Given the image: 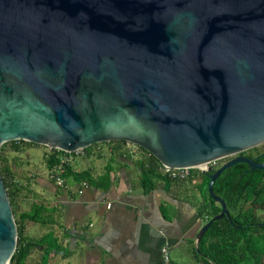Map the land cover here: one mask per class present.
Listing matches in <instances>:
<instances>
[{
	"label": "water",
	"instance_id": "obj_1",
	"mask_svg": "<svg viewBox=\"0 0 264 264\" xmlns=\"http://www.w3.org/2000/svg\"><path fill=\"white\" fill-rule=\"evenodd\" d=\"M14 141L68 154L125 142L209 174L221 211L199 252L230 219L221 173L264 169L240 155L264 144V0H0V148ZM16 244L0 174V264Z\"/></svg>",
	"mask_w": 264,
	"mask_h": 264
},
{
	"label": "crops",
	"instance_id": "obj_2",
	"mask_svg": "<svg viewBox=\"0 0 264 264\" xmlns=\"http://www.w3.org/2000/svg\"><path fill=\"white\" fill-rule=\"evenodd\" d=\"M129 151L125 146L119 153H108L109 161L113 157L103 169V173L107 166L111 169L108 190L64 181L55 191L56 206L51 208L62 222L61 234L55 237L68 252L50 255L48 264H70L79 247L83 253L76 256V264H207L194 255L197 232L206 223L197 213L203 203L198 190L201 176L190 172L179 182L182 185H172L168 192L158 181L145 192L137 165L141 158ZM103 173L92 171L95 178ZM69 233L79 236L74 250L68 248ZM165 244L168 260L161 253Z\"/></svg>",
	"mask_w": 264,
	"mask_h": 264
},
{
	"label": "trees",
	"instance_id": "obj_3",
	"mask_svg": "<svg viewBox=\"0 0 264 264\" xmlns=\"http://www.w3.org/2000/svg\"><path fill=\"white\" fill-rule=\"evenodd\" d=\"M105 144L110 154L119 153L122 147L126 146L125 142ZM6 145H9L14 152L20 151L22 145L39 146L24 141H14L0 148V174L17 228V244L10 264H26L27 258L35 250H40L42 253L38 264H48L50 255L62 251L68 252L67 249L62 247L53 232H48L39 239H32L26 237L24 231L26 223L41 226L55 225L53 218L55 210L42 203H33L29 211L17 213V200L20 198L23 186L15 179V172L7 162L4 154ZM100 145H93L82 150V155H93L92 149ZM138 150L143 153L137 165L140 171V183L145 192L152 191L155 182L158 181L163 183L164 190L167 192L172 185H182L161 172V164L155 157L141 148ZM261 153L257 151V148H253L240 155L260 163L264 161V157H259ZM98 155L101 157L100 154ZM69 157L68 153L51 150L45 155L46 169L50 174H55L58 169H61L62 173L59 177L63 182L70 180L76 184L85 183L89 187L99 188L102 191L108 190L111 186V169L108 166L100 177L95 178L90 169L80 172L73 170ZM112 159L111 155L108 164ZM219 166L220 164H216L211 168L214 171ZM192 172L193 175H200L202 178L198 184V190L203 203L199 204L197 213L208 222L220 213L221 208L208 195L209 174H201L196 169L191 170ZM51 180L54 182V179ZM61 187L56 185V192ZM213 192L225 202L230 219L223 217L211 224L199 243V252L194 250L195 257L207 264H264V169L252 171L244 163L236 164L221 173L213 184Z\"/></svg>",
	"mask_w": 264,
	"mask_h": 264
},
{
	"label": "rangeland",
	"instance_id": "obj_4",
	"mask_svg": "<svg viewBox=\"0 0 264 264\" xmlns=\"http://www.w3.org/2000/svg\"><path fill=\"white\" fill-rule=\"evenodd\" d=\"M104 144L92 149V154L94 156L91 154L79 156L76 153H69V163L73 170L80 172L90 169L95 174L103 173L104 167L109 163L108 146ZM127 148H130L129 152L135 151V153H133L134 158H141V156H143V153L138 150V147L129 146ZM256 148L257 151L264 152V144ZM126 150L128 152L129 149ZM49 152V149L43 146L28 147L22 145L18 152L12 151L9 145L5 146L4 154L7 158V162L15 172V179L23 186V191L20 194V198L17 200L16 211L18 214L29 211L33 203H42L49 208L56 206L54 203V198L56 196V183L51 180V174L46 169L45 164V155ZM98 154H100L101 157H99ZM226 160L227 159L221 160L217 165ZM213 166L214 164H210V167ZM67 182H70V180H67ZM135 183L134 191H138L137 181H135ZM57 215L58 214H54L53 216L55 221V225L53 226H41L39 224L26 223L24 231L25 236L32 239H39L48 232H53L54 235L55 233L59 234L61 231V225H59L61 221ZM82 253L83 251L81 247L75 252H72V258L71 260L69 259L70 264H76L77 257ZM41 256L42 253L40 250L33 251L31 256L27 258L26 264H38ZM49 264L53 263L49 261Z\"/></svg>",
	"mask_w": 264,
	"mask_h": 264
},
{
	"label": "built area",
	"instance_id": "obj_5",
	"mask_svg": "<svg viewBox=\"0 0 264 264\" xmlns=\"http://www.w3.org/2000/svg\"><path fill=\"white\" fill-rule=\"evenodd\" d=\"M135 147L131 144H127L126 143V147ZM135 152V151H133ZM76 154H78L79 156L82 155V150H78L76 152H74ZM214 164V166L217 164V163H212ZM193 170V169H192ZM161 172L164 174V175H167L170 179L172 180H176V181H179V182H184L186 181L189 176H190V172H191V169H180V170H170V169H167V168H164L161 166ZM62 173V170L61 169H58L55 174H51V178L54 179V182L56 183L57 186H63V181L62 179L59 177V174ZM168 250L169 248L166 246V244L162 247L161 249V253L164 257L165 260H168Z\"/></svg>",
	"mask_w": 264,
	"mask_h": 264
},
{
	"label": "bare ground",
	"instance_id": "obj_6",
	"mask_svg": "<svg viewBox=\"0 0 264 264\" xmlns=\"http://www.w3.org/2000/svg\"><path fill=\"white\" fill-rule=\"evenodd\" d=\"M201 168H205L206 169V167H204V166H200Z\"/></svg>",
	"mask_w": 264,
	"mask_h": 264
},
{
	"label": "flooded vegetation",
	"instance_id": "obj_7",
	"mask_svg": "<svg viewBox=\"0 0 264 264\" xmlns=\"http://www.w3.org/2000/svg\"><path fill=\"white\" fill-rule=\"evenodd\" d=\"M262 154V153H261ZM259 157H261V155H259ZM257 158V157H256Z\"/></svg>",
	"mask_w": 264,
	"mask_h": 264
}]
</instances>
